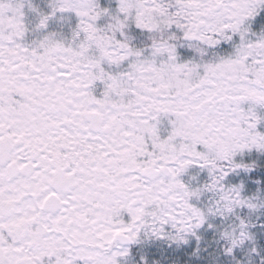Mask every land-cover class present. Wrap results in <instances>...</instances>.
Masks as SVG:
<instances>
[{
  "label": "snow or ice",
  "instance_id": "snow-or-ice-1",
  "mask_svg": "<svg viewBox=\"0 0 264 264\" xmlns=\"http://www.w3.org/2000/svg\"><path fill=\"white\" fill-rule=\"evenodd\" d=\"M0 264H264V0H0Z\"/></svg>",
  "mask_w": 264,
  "mask_h": 264
}]
</instances>
